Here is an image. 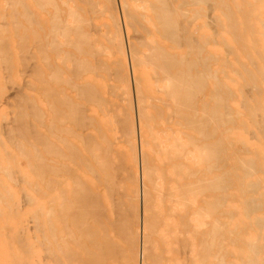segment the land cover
Instances as JSON below:
<instances>
[{"label":"bare ground","instance_id":"bare-ground-1","mask_svg":"<svg viewBox=\"0 0 264 264\" xmlns=\"http://www.w3.org/2000/svg\"><path fill=\"white\" fill-rule=\"evenodd\" d=\"M117 2L137 141L115 0H0V264H264V0Z\"/></svg>","mask_w":264,"mask_h":264},{"label":"rangeland","instance_id":"rangeland-1","mask_svg":"<svg viewBox=\"0 0 264 264\" xmlns=\"http://www.w3.org/2000/svg\"><path fill=\"white\" fill-rule=\"evenodd\" d=\"M118 0H115V5H116V11H117V14H118V21H120L119 22V24L120 25H122V26H120V30L122 31V29H123V35H122V37H124L125 36V34H124V28H123V24H122V20L120 19V16H121V12H120V9H119V4H118V2H117ZM121 18H122V16H121ZM100 29H102L103 30V28L100 26ZM124 39V41H123V43L125 42L126 44H127V38L126 37H124L123 38ZM125 44V47H124V49L125 50H127V51H125V53H126V57H127V67H128V80H129V84H130V96H131V101H132V117H133V120H134V129H135V131H136V141H137V138H138V126H136L137 124H135V119H136V117H137V107H136V104H135V90H134V87H133V81H132V77H131V74H129V72H130V66H131V64H129L130 63V60H129V56H128V49H126V48H128V44L126 45ZM131 82V83H130ZM132 84V85H131ZM132 86V87H131ZM132 90H134V91H132ZM171 114V113H170ZM170 117H171V115H170ZM163 120V119H162ZM161 121V120H160ZM116 135H118V132H117V128H116V130H114L113 131V133L110 135V141H114V142H111V149L109 150V146H105L104 147V149L102 150V152H101V155L102 154H104L105 155V157L108 155V153L110 152V155L109 156H111L110 158H111V160H112V162H113V160H115L113 163L111 162V167H112V165H113V167H114V169H115V167H116V173H117V177H118V179H114V175H111V174H113L114 173V171H113V169H112V171L107 167V166H109L110 165V163H109V159H107L106 161H108V163L107 162H105V164H104V168L106 167V169H107V171H108V173L107 174H110L111 175V177H113L112 178V182L113 181H118L119 179V181H118V183H117V185L119 186V185H121V184H123L124 185V183H125V178L124 177H122V174H123V176H124V174H125V171L123 170V167H122V170H121V168H120V170L117 168V167H119L120 165H118V164H115L114 165V163L116 162V163H118L119 161H118V159H116L117 157L116 156H118L119 157V155H121V153L119 152V147H118V145H121V141H119V139L116 137ZM163 136V135H162ZM65 149H67V150H65L66 151V154H68V155H70L71 153L73 154H71L69 157H68V155H66L68 158H69V160L67 159V157H66V167H68V166H70V167H77V169H79V170H81V169H83V167H87V166H83V164H82V166L81 167H78V165L75 163H72V158H70L71 156L73 157H75V154L74 153H76V154H78L79 155V157H80V154H79V152L78 151H75V152H73L72 150H70L71 148L69 147V146H66V148ZM106 149H107V153H106ZM137 149H138V143H137ZM70 150V151H69ZM112 150H114L116 153H117V155L114 153V152H112ZM67 151H68V153H67ZM72 151V152H71ZM70 152V153H69ZM77 155V156H78ZM113 155H116V156H114L113 157ZM104 157V158H105ZM78 158V157H77ZM77 158L75 157V158H73L76 162H78V160H79V158H78V160H77ZM119 158H121V157H119ZM104 161H105V159H103ZM120 160V159H119ZM121 162V161H120ZM139 153H137V151H136V169L137 170H139ZM97 165H99L98 164V161H97V163H96ZM96 164H95V161H93V166L92 167H97L96 166ZM122 164V163H121ZM103 165H99L98 167L100 168V167H102ZM104 168L102 169V170H104ZM140 171V170H139ZM139 171H137V185H139L138 183V181H139V177L138 176H140V172ZM100 172H101V170H100ZM139 172V173H138ZM116 173H114L115 175H116ZM101 174L103 175V173L101 172ZM121 174V175H120ZM72 175V174H71ZM70 175V176H71ZM105 175V174H104ZM110 175H107L106 177L109 179V176ZM124 178V179H123ZM82 179H83V177H82ZM81 179V183H83L84 184V186L86 185L85 183V181H84V179L82 180ZM114 179V180H113ZM122 179H123V183H122ZM71 181V180H70ZM77 183H79V185H78V188H79V190H80V195H82L83 193H84V191L82 190V187H81V183H80V179L78 178L77 179ZM111 181V180H110ZM116 182H115V185H116ZM75 183V182H74ZM73 182H72V185L74 184ZM112 185H114V182H113V184ZM116 185V186H117ZM123 185H121L122 187H116V188H118V192L120 191L119 189H121V188H123L124 189V186ZM75 187V186H74ZM85 188V187H84ZM113 189V188H112ZM115 189V188H114ZM113 189V190H114ZM123 189L121 190V192L123 191ZM83 191V192H82ZM117 191L115 190V192L114 193H116L114 196H116L117 197V195L118 196H120L119 194H117ZM139 193V192H138ZM108 195V194H107ZM107 195L105 196V198L107 197ZM84 196V195H83ZM122 196V195H121ZM99 198H101V199H99ZM104 198V197H103ZM103 198L100 196V197H98V202L100 203V206L101 205H103ZM118 198V197H117ZM120 198V197H119ZM118 198V199H119ZM121 199H122V197H121ZM137 202H138V204H139V194L137 195ZM102 203V204H101ZM138 226H139V224H138ZM139 228V227H138ZM140 239H139V231H138V236H137V250H136V264H140L139 262H140V241H139ZM138 245H139V247H138ZM138 249H139V251H138ZM139 257V258H138Z\"/></svg>","mask_w":264,"mask_h":264}]
</instances>
